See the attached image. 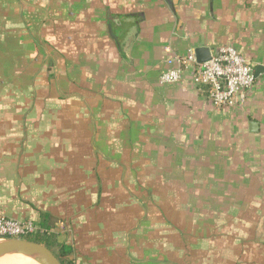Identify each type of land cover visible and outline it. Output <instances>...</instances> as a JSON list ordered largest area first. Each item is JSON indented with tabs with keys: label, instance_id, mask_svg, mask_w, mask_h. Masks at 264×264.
Wrapping results in <instances>:
<instances>
[{
	"label": "crops",
	"instance_id": "obj_1",
	"mask_svg": "<svg viewBox=\"0 0 264 264\" xmlns=\"http://www.w3.org/2000/svg\"><path fill=\"white\" fill-rule=\"evenodd\" d=\"M223 45L264 67V0H0V214L69 264H264V71L236 107L159 80Z\"/></svg>",
	"mask_w": 264,
	"mask_h": 264
},
{
	"label": "built area",
	"instance_id": "obj_2",
	"mask_svg": "<svg viewBox=\"0 0 264 264\" xmlns=\"http://www.w3.org/2000/svg\"><path fill=\"white\" fill-rule=\"evenodd\" d=\"M169 68L160 74L162 83L181 80L189 69L192 86L215 107H236L244 103L254 87L256 76L250 61L232 45L219 46L210 57L198 63L193 50L167 58ZM46 233L31 219L18 220L0 214V237L28 239Z\"/></svg>",
	"mask_w": 264,
	"mask_h": 264
},
{
	"label": "water",
	"instance_id": "obj_3",
	"mask_svg": "<svg viewBox=\"0 0 264 264\" xmlns=\"http://www.w3.org/2000/svg\"><path fill=\"white\" fill-rule=\"evenodd\" d=\"M196 61L201 63L210 57L207 47H196L194 50ZM264 71L263 66L255 68V76ZM250 130L256 129V123L250 122ZM33 255V259L38 264H62L59 256L54 254L51 249L44 244L30 239H12L0 237V256L7 252Z\"/></svg>",
	"mask_w": 264,
	"mask_h": 264
},
{
	"label": "trees",
	"instance_id": "obj_4",
	"mask_svg": "<svg viewBox=\"0 0 264 264\" xmlns=\"http://www.w3.org/2000/svg\"><path fill=\"white\" fill-rule=\"evenodd\" d=\"M39 228L45 229V233H36L32 235L34 241L43 243L46 247H56L57 254L62 264H69L66 260V256L71 253V247L65 244H60L56 241V235L51 231L53 227V221L49 214L45 212L40 213L39 220L36 222Z\"/></svg>",
	"mask_w": 264,
	"mask_h": 264
},
{
	"label": "bare ground",
	"instance_id": "obj_5",
	"mask_svg": "<svg viewBox=\"0 0 264 264\" xmlns=\"http://www.w3.org/2000/svg\"><path fill=\"white\" fill-rule=\"evenodd\" d=\"M10 253H14V252H12V251L7 252V253L1 255L0 257L4 256L6 254H10ZM15 254L19 255V259L16 258L17 260H15V258H14L15 261H13V258L10 259V260H12V262L10 261L11 262L10 264H38L36 261H34L32 259L33 255L20 254V253H15ZM15 254H13V255L15 256ZM10 255H12V254H10ZM20 259H22V260H20Z\"/></svg>",
	"mask_w": 264,
	"mask_h": 264
},
{
	"label": "rangeland",
	"instance_id": "obj_6",
	"mask_svg": "<svg viewBox=\"0 0 264 264\" xmlns=\"http://www.w3.org/2000/svg\"><path fill=\"white\" fill-rule=\"evenodd\" d=\"M33 236H30L28 239H30V240H33ZM43 244V243H42ZM50 249L52 250V252L54 253V254H56L57 256H58V254H57V250H56V248L55 247H50ZM10 254H12V255H10ZM10 254H6V255H4V256H2V257H0V264H10L11 262H12V260H10V259H12L13 258V261H15V260H17V259H19V255H16L15 253H10ZM13 254H15V256L13 255ZM14 258H15V260H14ZM17 258V259H16ZM33 259V258H32ZM20 260H22V259H20ZM34 260V259H33ZM11 261V262H10ZM35 261V260H34Z\"/></svg>",
	"mask_w": 264,
	"mask_h": 264
}]
</instances>
